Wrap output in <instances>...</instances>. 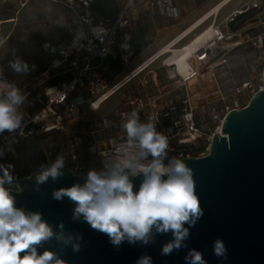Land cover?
Here are the masks:
<instances>
[{
	"label": "built area",
	"instance_id": "obj_1",
	"mask_svg": "<svg viewBox=\"0 0 264 264\" xmlns=\"http://www.w3.org/2000/svg\"><path fill=\"white\" fill-rule=\"evenodd\" d=\"M49 1L73 14L72 34L35 86L33 91L42 94L25 112L21 128L0 135V155L15 153L23 139L35 140L43 151L51 149L56 143L49 140L59 136L68 169L87 176L89 170H102L109 156L123 158L127 140L121 124L135 109L142 122L153 119L167 137L169 157L200 158L210 153L227 115L245 108L263 90L264 0H240L224 16L236 0H219L126 75L135 57L133 4L150 0H123L112 11L102 0ZM157 2L163 12L178 15L173 0ZM248 46L254 50L242 53ZM116 63L124 69L112 75ZM126 87L132 96L114 115L84 117L85 108L100 112ZM85 142L93 160L75 154Z\"/></svg>",
	"mask_w": 264,
	"mask_h": 264
},
{
	"label": "clouds",
	"instance_id": "obj_2",
	"mask_svg": "<svg viewBox=\"0 0 264 264\" xmlns=\"http://www.w3.org/2000/svg\"><path fill=\"white\" fill-rule=\"evenodd\" d=\"M11 68L20 75L29 72V65L20 58L10 61ZM35 67V66H33ZM2 76V73H0ZM28 97L15 82L0 79V133L21 128L24 115L21 108ZM121 124L127 145L122 157L109 156L102 170H89L83 184L53 190V199H70L75 207L72 220L87 223L93 230L106 234L118 250L124 243L148 245L159 234L170 233L172 239L163 245L161 255L187 248L190 229L203 217L197 194L194 170L179 157H169V143L157 131L153 119L142 122L133 109ZM65 160L56 159L50 167L36 176L39 185L63 175ZM12 165L0 164V264H63L60 255L51 249L42 254L38 249L53 240L61 247L79 253L83 236L65 230L58 231L43 219L39 211H26L16 206V199L5 185H12ZM143 176L138 191H134L133 177ZM18 192L23 189L17 187ZM23 253V255H21ZM213 254L227 259V247L222 239L213 243ZM186 264H208L203 253L190 249ZM136 264H153L151 256H141Z\"/></svg>",
	"mask_w": 264,
	"mask_h": 264
},
{
	"label": "water",
	"instance_id": "obj_3",
	"mask_svg": "<svg viewBox=\"0 0 264 264\" xmlns=\"http://www.w3.org/2000/svg\"><path fill=\"white\" fill-rule=\"evenodd\" d=\"M182 160L194 170L204 215L190 229L188 247L166 256L161 251L172 239L170 233L157 235L155 242L148 245L124 242L117 250L106 234L87 223L73 221L74 203L67 197L63 201L53 199V190L83 184L85 175L63 168L62 176L56 180L49 177L36 191V176L50 167L45 164L31 175L14 176L13 184L5 186L11 190L17 207L41 212L56 231L63 223L66 231L82 234L79 253L71 247L61 249L54 240L38 249L41 254L47 248L56 251L63 264H136L144 255L151 256L153 264H186L190 249L202 252L208 264H264V87L245 108L227 115L207 156ZM132 179L134 191H138L143 176ZM17 187L23 191L18 192ZM217 239L227 247L226 260L213 254Z\"/></svg>",
	"mask_w": 264,
	"mask_h": 264
},
{
	"label": "rangeland",
	"instance_id": "obj_4",
	"mask_svg": "<svg viewBox=\"0 0 264 264\" xmlns=\"http://www.w3.org/2000/svg\"><path fill=\"white\" fill-rule=\"evenodd\" d=\"M204 0H176L181 5L184 3L182 17L188 16L189 5H200ZM219 0L207 2L204 9L200 12H193L189 19H194L199 13L212 7ZM245 1V0H244ZM102 5L111 11L123 0H102ZM236 0L226 7L222 16L229 14L236 6L241 4ZM132 24L135 29L143 28L146 32L150 45L142 53L134 57L132 63L123 72V75L131 72L136 66L148 59L158 49L165 45L175 33L172 31L176 24L168 20L159 7L157 0L143 3L136 1L133 4ZM0 19L5 21L0 33V79L8 82H15L17 87L28 97V102L21 108L23 115L27 110L32 111L42 94V90L34 88L48 68L51 59L56 54L58 47L67 42L73 30V14L63 5L49 0H0ZM188 23V22H187ZM185 23V24H187ZM251 46L242 48V53L253 51ZM20 58L29 65V72L26 75L17 74L10 66V61ZM35 66V67H33ZM156 67V66H154ZM153 67V68H154ZM262 71L263 67L260 68ZM130 88L126 87L102 107L100 112H91L85 108V118L98 120L108 114L114 115L115 111L120 110L125 100H129ZM80 113V111H79ZM4 132H8L5 130ZM3 132V133H4ZM3 133H0L2 135ZM63 138L54 136L49 142L54 141L56 145L44 151L38 148L33 139H23L15 149V153H2L0 164L12 165V174L31 175L39 171L43 165L51 166L60 156H63L61 144ZM75 154L82 160L87 158L94 159L88 153V145L76 147ZM64 157V156H63ZM65 167L68 168L69 161L64 157Z\"/></svg>",
	"mask_w": 264,
	"mask_h": 264
},
{
	"label": "crops",
	"instance_id": "obj_5",
	"mask_svg": "<svg viewBox=\"0 0 264 264\" xmlns=\"http://www.w3.org/2000/svg\"><path fill=\"white\" fill-rule=\"evenodd\" d=\"M183 1V0H182ZM211 0H204L202 4H200L199 6L196 5V4H193V5H189V9H188V16L187 18L186 17H182L183 16V12L184 11V3L182 2L181 5H179L176 0H173V3L172 5L174 6V8L177 9L178 11V15L175 16V17H172L169 15V12H168V9L163 12L162 9H160L163 13H165V16L167 17L168 20H172L173 22H175L176 24L174 25V29L172 31H175L177 29H179L176 33H175V36L177 34H179L180 32H182L185 28H187L189 25H191L194 21H196L198 18H200L205 12H207L209 9H211L212 7H210L209 9L205 10V11H202L201 13H199V15H197L194 19L190 20L189 19V16L190 14H192L193 12H200L201 10L204 9V6H206L207 2H210ZM188 22V23H187ZM187 23V24H185ZM173 36V37H175ZM172 37V38H173Z\"/></svg>",
	"mask_w": 264,
	"mask_h": 264
},
{
	"label": "trees",
	"instance_id": "obj_6",
	"mask_svg": "<svg viewBox=\"0 0 264 264\" xmlns=\"http://www.w3.org/2000/svg\"><path fill=\"white\" fill-rule=\"evenodd\" d=\"M99 4L101 5V3ZM132 43L135 56L139 55L149 47L150 41L147 39L146 32L143 30V28L133 29ZM123 69L124 67L121 63H116L112 66L111 73L112 75H117L122 72Z\"/></svg>",
	"mask_w": 264,
	"mask_h": 264
},
{
	"label": "bare ground",
	"instance_id": "obj_7",
	"mask_svg": "<svg viewBox=\"0 0 264 264\" xmlns=\"http://www.w3.org/2000/svg\"><path fill=\"white\" fill-rule=\"evenodd\" d=\"M218 9H219V8H216V9H215V12H216ZM4 23H5V21H3V20L0 19V30H1L2 24H4Z\"/></svg>",
	"mask_w": 264,
	"mask_h": 264
},
{
	"label": "flooded vegetation",
	"instance_id": "obj_8",
	"mask_svg": "<svg viewBox=\"0 0 264 264\" xmlns=\"http://www.w3.org/2000/svg\"><path fill=\"white\" fill-rule=\"evenodd\" d=\"M4 166H6V165H4ZM37 172V171H36Z\"/></svg>",
	"mask_w": 264,
	"mask_h": 264
}]
</instances>
